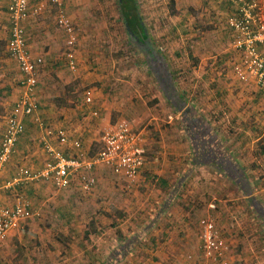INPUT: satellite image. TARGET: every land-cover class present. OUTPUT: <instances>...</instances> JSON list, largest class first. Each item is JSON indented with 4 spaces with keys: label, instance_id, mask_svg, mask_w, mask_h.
<instances>
[{
    "label": "crops",
    "instance_id": "crops-1",
    "mask_svg": "<svg viewBox=\"0 0 264 264\" xmlns=\"http://www.w3.org/2000/svg\"><path fill=\"white\" fill-rule=\"evenodd\" d=\"M28 1L30 11H34L36 0ZM196 2L189 0L184 5L187 11L201 8L207 12L204 18L200 14L204 26L214 22L209 21V11L222 20L234 10L218 0ZM8 4L9 0H0V62L13 65L11 71L8 67L0 69L6 76L0 79V93L5 96L0 98V143L6 119L24 90L19 85L22 75L6 52ZM63 5L72 23L71 11H84L75 0H63ZM56 19L57 9L47 5L24 23L27 47L33 57L42 59L34 91L38 109L21 117L23 134L0 169V203L12 207L15 199L22 197L33 211L36 199L38 207L49 202L63 206L61 210L75 211L70 215L77 221L75 233L90 238L88 245L81 243L83 250L77 249L87 252L76 258L77 264H199L201 221L205 218L214 221L222 241L230 247V264L236 260L232 252L239 244L243 252H253L254 258L258 246L254 242L264 238V96L253 83L240 82L230 68L224 69L225 74L220 69L226 57L225 64L230 60L231 65V48L221 59L194 52L199 58L196 66L171 70L169 59L158 53L149 39L140 42L131 37L142 56L137 65L145 66V71L130 66L114 73L105 66L94 68L88 54L81 51L76 32V68L70 70L65 34ZM222 21L221 25L227 24ZM229 34L231 38V31ZM157 70L169 81L170 74L175 78L165 90L159 86ZM177 75L183 78L179 81ZM94 82L98 84L94 86ZM168 90L171 98L167 97ZM88 91L90 103L86 102ZM180 93L188 102L181 100ZM122 119L144 136V165L138 183L128 187L123 178L104 166L98 165L93 171L96 189L101 185L106 195L117 193L110 199L118 204L121 218L116 217L113 207H106L110 203L105 202L106 197L99 204L106 203L104 213L100 208L96 211L98 191L83 192L78 176L63 190L56 189L50 180L2 188L21 167L42 169L48 161L45 145L73 157L77 153L73 143L77 141L88 157L95 155L101 148L103 130ZM60 132L65 142L60 141ZM106 175L113 182L106 183ZM86 217L93 221L92 230L82 226ZM31 220L10 231L0 246L18 238ZM6 245L13 247V243Z\"/></svg>",
    "mask_w": 264,
    "mask_h": 264
},
{
    "label": "built area",
    "instance_id": "built-area-1",
    "mask_svg": "<svg viewBox=\"0 0 264 264\" xmlns=\"http://www.w3.org/2000/svg\"><path fill=\"white\" fill-rule=\"evenodd\" d=\"M233 7V13L227 18L231 31V50L233 51L231 69L234 76L242 83H253L264 96V0H220ZM34 11L29 9L28 0H9V39L6 52L15 63L22 79L19 85L23 93L6 119V127L0 143V169L9 161L15 151L18 139L24 131L21 117L30 115L38 109L34 97L38 69L42 65L40 57L30 53L24 31V23L29 16L38 14L47 5L57 9V26L65 34L66 58L70 70H75L76 29L67 17L63 0H36ZM90 92H86V102H91ZM60 141L65 142L63 132ZM101 148L88 157L79 142L73 145L77 153L67 157L61 151L45 145L48 161L37 171L19 168L17 174L2 186L10 190L25 182L50 180L56 189H67L72 178L78 176L83 192H91L96 186L93 171L96 166L108 168L113 175L123 178L128 187H134L139 181V173L144 165V136L133 129L125 119L103 130ZM38 214L30 208L22 197H17L12 207L0 203V243L8 233L17 229L21 223ZM201 256L199 264H230L229 247L225 244L210 218L201 221Z\"/></svg>",
    "mask_w": 264,
    "mask_h": 264
},
{
    "label": "rangeland",
    "instance_id": "rangeland-1",
    "mask_svg": "<svg viewBox=\"0 0 264 264\" xmlns=\"http://www.w3.org/2000/svg\"><path fill=\"white\" fill-rule=\"evenodd\" d=\"M75 1H77L79 7L84 6V11H71V15L75 19L73 23L75 22L76 32L79 34L81 51L86 55L88 54L89 57H86L94 62V68L100 70L105 66L106 69L116 73L117 70L130 69V66H132L145 71V66L140 67L141 65H137L138 58L140 60L142 57L141 52L128 40L117 11L116 0ZM138 1L149 38L156 50L163 54L167 60L169 59L171 70H182L185 67L196 66L199 58L193 56L194 52L211 53L213 56L217 55V59H221L225 51L231 48L229 28L226 27V23V25H221L222 20L226 21L227 17L218 20L221 17L209 11V21L214 22H209L204 26L200 24L202 20L200 14L204 18L207 12L202 11L201 8L198 10L193 8V11H187L184 4L189 0ZM220 2L223 3V1ZM196 3H199V0ZM215 21H217L216 24ZM200 41L206 42L199 44ZM200 47L204 50H200ZM226 61L227 57L225 63ZM225 63H223L225 66H220L224 74L226 72L225 68L231 69L230 60L227 64ZM3 67H8V70L11 71L13 65L1 61L0 69H3ZM95 74H97V71ZM3 78L6 79L5 73L0 70V79ZM121 78L125 80L124 77ZM181 78L183 77H177L179 81ZM97 84L98 82L93 83L94 86ZM155 89L162 93L158 87H155ZM211 89H213V86H210ZM0 98L5 99V96L0 93ZM168 98H171L170 94ZM0 116H3V113ZM0 121L3 120L0 119ZM103 179L106 180V183L113 182L111 177L107 175ZM101 187V185L97 189L95 187L93 192L90 193L93 194L94 191H98L95 192V196L100 199L96 204V207H98L96 211L100 208L103 214L105 204L110 202L106 207H113L112 211L116 217L121 218V211L116 208L118 204H114V202L112 204L113 200L110 199L117 196V193L113 192L112 194L110 192L106 195ZM106 187L110 188L112 186L108 185ZM102 197H106V203L99 205L100 202L104 201ZM36 201L37 199L35 200L34 210L38 215L32 218L18 238H11L0 246V264H77L75 262L77 257L87 255V252H77V249L83 250L85 246L81 243L84 242L88 245L90 238L75 233L74 226L77 221H73L70 217L75 211L72 212L71 209L70 211L61 210L63 206H55L49 204V202L46 203V207H38L40 203ZM92 223L93 221H89L86 217V220L82 222V226H87L92 230ZM259 225L261 224L257 223V227ZM109 226H112V223ZM260 229L262 228L260 227ZM262 233L264 232L262 231ZM12 243L13 247L10 249L6 244ZM255 243L258 246L254 258H251L253 252H243L242 244L238 245V250L234 248L232 254L236 257V260L233 264H264V238L260 237ZM94 247L96 248V246ZM229 252L231 253L230 247ZM240 254H242L241 257Z\"/></svg>",
    "mask_w": 264,
    "mask_h": 264
},
{
    "label": "trees",
    "instance_id": "trees-1",
    "mask_svg": "<svg viewBox=\"0 0 264 264\" xmlns=\"http://www.w3.org/2000/svg\"><path fill=\"white\" fill-rule=\"evenodd\" d=\"M116 2H117V11H118L120 20L124 24V28H125V31L127 33L130 43L133 42L134 44L133 46L139 47V45H137V43H135V41H133L131 37H133L134 39H138L140 42H142L143 39L150 40L148 32L143 23V17L140 12L138 1L137 0H116ZM157 52L160 53L159 51ZM163 62L166 63L167 68H168L167 62L165 60H163ZM156 72H157L156 76L159 77V80L161 83L159 84V86L163 87L164 90L169 86V84L171 83L173 79L175 80L172 74H170L172 80L169 81L168 77H164L161 73L158 72V70ZM166 94H167V97L169 94L171 96L173 95L170 90H168V93ZM180 98L182 101L188 102V100L184 97V94L182 93H180Z\"/></svg>",
    "mask_w": 264,
    "mask_h": 264
}]
</instances>
